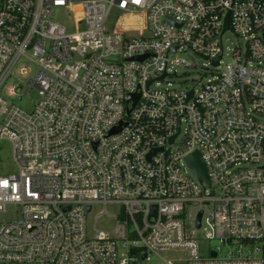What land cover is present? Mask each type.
I'll list each match as a JSON object with an SVG mask.
<instances>
[{"label":"built area","instance_id":"1","mask_svg":"<svg viewBox=\"0 0 264 264\" xmlns=\"http://www.w3.org/2000/svg\"><path fill=\"white\" fill-rule=\"evenodd\" d=\"M112 8L134 21L108 24ZM228 30L245 46L222 65ZM176 66L204 73L153 87ZM32 87L31 110L11 101ZM0 138L17 166L0 264H264V0H0ZM95 205L117 206L111 228L88 230Z\"/></svg>","mask_w":264,"mask_h":264},{"label":"rangeland","instance_id":"2","mask_svg":"<svg viewBox=\"0 0 264 264\" xmlns=\"http://www.w3.org/2000/svg\"><path fill=\"white\" fill-rule=\"evenodd\" d=\"M76 14H79V9L75 10ZM55 16L56 19L63 22L68 29H71L73 26V17L72 14L69 13L66 8L64 7H58L55 8ZM118 19H124L130 22H133L134 20L132 18L126 17L122 13V11L112 8L108 14L107 22L108 24L115 23ZM223 45H224V54L222 57V65L224 63L232 61V51L234 49H244L245 42L243 38H237L232 31L228 30L225 32L223 36ZM201 61L203 63H206L207 60L204 58H201ZM24 64L28 69H30V75H34L36 73V65L30 61V60H22L19 62V64ZM176 75L171 76L168 78L167 82L160 83V84H153V87H173L177 89L182 88H191L196 84V81H198L201 77V75L204 73V70L202 68H198L196 66L192 67H183V66H176ZM211 77L210 73H207L203 80L205 81L207 78ZM27 78L22 77L15 73L13 70V74L7 79V84L12 83H19L21 86H24V81ZM167 83H170L169 85ZM39 95L37 93V89L32 87L29 92L20 98H14L11 101L15 104H17L19 107H21L24 110H31L36 103L39 100ZM183 135L179 136L176 143L173 145V148L180 145L182 142ZM17 172V166L15 161L13 160V149L12 144L9 140L0 138V174L6 175L8 173H15ZM103 209L102 205H95L91 212H89L86 215V224L88 230H92L93 226L95 225L98 228H111L113 226V220L111 215H114L117 210L116 205H107L106 211L107 214H101V211ZM15 215L14 207L8 206L6 211L0 214V222L4 223L11 218H13ZM199 235H201V231L198 232ZM163 256H166L167 258L177 259L183 257V254L181 252H166L163 253ZM156 262V259L154 258L151 262H143L144 264H154Z\"/></svg>","mask_w":264,"mask_h":264},{"label":"water","instance_id":"3","mask_svg":"<svg viewBox=\"0 0 264 264\" xmlns=\"http://www.w3.org/2000/svg\"><path fill=\"white\" fill-rule=\"evenodd\" d=\"M229 17V16H228ZM228 17H227V20H226V25L225 27L228 26ZM143 56L139 57V58H142ZM217 61H218V58H216L214 60V63L217 64ZM163 76H160V79L162 78ZM151 81H149L147 84H150ZM192 92L189 93V95H191ZM139 96V93H135L133 94V104L136 102L137 98ZM119 128H114L113 130H111V132H115L117 131ZM171 141H172V138H171ZM161 149V148H160ZM150 155V154H149ZM186 161L188 163V165L190 166V168L192 169V171L196 174V176L201 180V181H204L207 183V185L209 184L208 183V177H207V172H206V168H205V165L199 155V152L198 151H194L193 153L189 154L187 157H186ZM86 209L88 210L89 209V206L86 207ZM151 214L155 215L156 214V206H152L151 207ZM200 213L198 214L197 216V221H196V226L199 227V220H200ZM131 251L134 252L136 251L135 248H131ZM143 257H144V254H143Z\"/></svg>","mask_w":264,"mask_h":264}]
</instances>
